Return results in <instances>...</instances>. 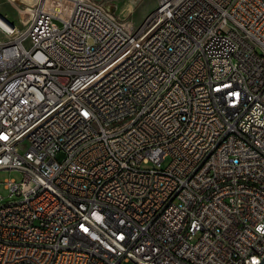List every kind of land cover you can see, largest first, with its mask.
Masks as SVG:
<instances>
[{"label":"built area","instance_id":"built-area-1","mask_svg":"<svg viewBox=\"0 0 264 264\" xmlns=\"http://www.w3.org/2000/svg\"><path fill=\"white\" fill-rule=\"evenodd\" d=\"M22 22L0 29V171L22 174L0 264H260L264 0H156L137 28L38 1Z\"/></svg>","mask_w":264,"mask_h":264},{"label":"rangeland","instance_id":"rangeland-1","mask_svg":"<svg viewBox=\"0 0 264 264\" xmlns=\"http://www.w3.org/2000/svg\"><path fill=\"white\" fill-rule=\"evenodd\" d=\"M47 6L52 10L68 11L72 0H46ZM87 2L96 4L102 7L108 14L122 24L139 27L146 17L153 11L156 0H85ZM38 0H0V14L5 16L9 22L16 25V29L23 31L25 29V22L23 19L28 18L30 10ZM5 38V36H4ZM58 158H62V154H58ZM170 161L166 157L161 164L165 168ZM143 169L153 168L151 163L142 164ZM12 179L20 181L22 174L16 170L0 171V196L3 197L2 202L6 203L11 200L9 192L5 188V181ZM123 264H134L131 261H126Z\"/></svg>","mask_w":264,"mask_h":264},{"label":"bare ground","instance_id":"bare-ground-1","mask_svg":"<svg viewBox=\"0 0 264 264\" xmlns=\"http://www.w3.org/2000/svg\"><path fill=\"white\" fill-rule=\"evenodd\" d=\"M39 2L46 0H38ZM0 29H4V45H11L16 42L23 41L25 29L23 31H19L16 29V25L9 22L5 16L0 14Z\"/></svg>","mask_w":264,"mask_h":264},{"label":"water","instance_id":"water-1","mask_svg":"<svg viewBox=\"0 0 264 264\" xmlns=\"http://www.w3.org/2000/svg\"><path fill=\"white\" fill-rule=\"evenodd\" d=\"M252 262H253V263H256L257 260H252ZM260 264H264V258H263V260H262V262H261Z\"/></svg>","mask_w":264,"mask_h":264}]
</instances>
